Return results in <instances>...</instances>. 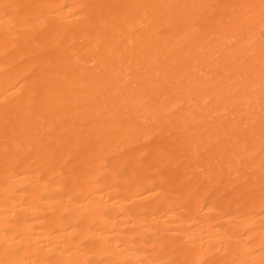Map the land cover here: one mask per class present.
<instances>
[{"label":"bare ground","instance_id":"obj_1","mask_svg":"<svg viewBox=\"0 0 264 264\" xmlns=\"http://www.w3.org/2000/svg\"><path fill=\"white\" fill-rule=\"evenodd\" d=\"M0 264H264V0H0Z\"/></svg>","mask_w":264,"mask_h":264}]
</instances>
